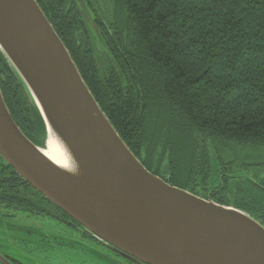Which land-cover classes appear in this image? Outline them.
Masks as SVG:
<instances>
[{
	"label": "trees",
	"instance_id": "trees-1",
	"mask_svg": "<svg viewBox=\"0 0 264 264\" xmlns=\"http://www.w3.org/2000/svg\"><path fill=\"white\" fill-rule=\"evenodd\" d=\"M37 2L108 119L150 171L195 194L197 177L211 179L205 195L264 225V190L250 174L241 175L264 160L233 171L237 159H224L228 151L264 157V0ZM100 3L105 7L98 9ZM0 87L21 130L44 147L45 123L1 51ZM214 160L223 166L216 172ZM10 176L1 171L0 181ZM231 180L239 182L233 202L226 195ZM27 184L0 185L8 191L0 195L92 235Z\"/></svg>",
	"mask_w": 264,
	"mask_h": 264
},
{
	"label": "water",
	"instance_id": "water-1",
	"mask_svg": "<svg viewBox=\"0 0 264 264\" xmlns=\"http://www.w3.org/2000/svg\"><path fill=\"white\" fill-rule=\"evenodd\" d=\"M0 51L70 158L61 166L26 136L0 87V156L33 189L136 264H264L260 221L173 185L131 151L36 0H0Z\"/></svg>",
	"mask_w": 264,
	"mask_h": 264
},
{
	"label": "rangeland",
	"instance_id": "rangeland-1",
	"mask_svg": "<svg viewBox=\"0 0 264 264\" xmlns=\"http://www.w3.org/2000/svg\"><path fill=\"white\" fill-rule=\"evenodd\" d=\"M101 5L105 7L103 3L96 4L98 9ZM98 51H103L102 46ZM103 56L101 59L105 61ZM250 153L247 155L244 151H228L224 154V159L228 163H232L233 158L237 159V165H232L233 171L246 164L244 162L264 160V157L260 158ZM219 168L223 166L218 160H214L213 171L216 172ZM224 168L227 171L225 173H229V165ZM248 174L264 185V166H250L247 171L242 169L241 175ZM197 178H199V185L196 186L197 194L207 198L202 187L210 189L213 185L212 180L208 179L202 183L200 177ZM213 178H216V175H213ZM237 183H239L237 180H231L229 185L232 186L226 193L228 197L230 196L231 202L236 199L235 185ZM0 191L6 192L7 190ZM22 192L24 191H19V194ZM3 210L11 216L0 214V252L23 264H136L129 262L124 256L86 233L81 227H74L57 218L37 214L30 209H22L8 201L0 200V213Z\"/></svg>",
	"mask_w": 264,
	"mask_h": 264
},
{
	"label": "bare ground",
	"instance_id": "bare-ground-1",
	"mask_svg": "<svg viewBox=\"0 0 264 264\" xmlns=\"http://www.w3.org/2000/svg\"><path fill=\"white\" fill-rule=\"evenodd\" d=\"M41 149L50 159H52L53 161H55L59 165L66 166L67 164H70V158H69L68 154L66 153L65 149L63 148L61 142L53 135V133L51 131H50L49 137L46 141V146L41 147Z\"/></svg>",
	"mask_w": 264,
	"mask_h": 264
},
{
	"label": "flooded vegetation",
	"instance_id": "flooded-vegetation-1",
	"mask_svg": "<svg viewBox=\"0 0 264 264\" xmlns=\"http://www.w3.org/2000/svg\"><path fill=\"white\" fill-rule=\"evenodd\" d=\"M5 164H7L4 160H2L1 159V157H0V172L2 171V173H10L11 174V176H10V178H12V180L11 181H5V182H2V181H0V185H28L27 183H24V182H17L16 180H15V176L12 174V172H11V170L10 169H7L6 168V165ZM256 180V179H255ZM258 182V181H257ZM258 185H259V187L261 188V189H263L264 190V185L263 184H261L260 182H258ZM27 187V186H26ZM21 189V191H22V189L24 188V186H21L20 187ZM27 189V188H26ZM6 192H8V191H6ZM26 193V192H25ZM27 194V193H26ZM8 194L6 193V196H7ZM1 196V199L0 200H3V201H6L7 199L5 198V195H0ZM209 197V196H208ZM211 198V197H210ZM26 199H27V196H26ZM212 199V198H211ZM213 200V199H212ZM8 201V200H7ZM30 201L28 200V203H29ZM8 203H10L9 201H8ZM29 208V207H28ZM1 215H4V216H11V214L10 213H8V212H5L4 210H3V212L2 213H0ZM71 224L72 225H75L73 222H71ZM90 235V234H89ZM92 236V235H91ZM0 254L1 255H3L6 259H8L11 263H13V264H15L14 262L16 261L15 259H12V258H10L8 255H4V254H2L1 252H0ZM13 260H15V261H13ZM1 262V261H0ZM16 262H18V261H16ZM2 263V262H1ZM19 263V262H18ZM3 264V263H2Z\"/></svg>",
	"mask_w": 264,
	"mask_h": 264
}]
</instances>
